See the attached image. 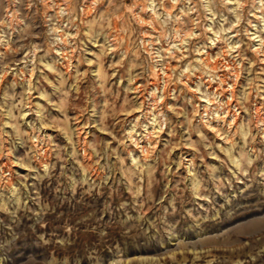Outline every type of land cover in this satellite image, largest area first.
Segmentation results:
<instances>
[{"label":"rangeland","instance_id":"1","mask_svg":"<svg viewBox=\"0 0 264 264\" xmlns=\"http://www.w3.org/2000/svg\"><path fill=\"white\" fill-rule=\"evenodd\" d=\"M0 264H264V0H0Z\"/></svg>","mask_w":264,"mask_h":264}]
</instances>
